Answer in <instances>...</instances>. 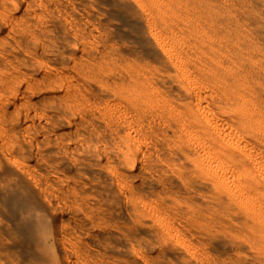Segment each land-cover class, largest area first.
<instances>
[{
  "label": "rangeland",
  "instance_id": "374dc122",
  "mask_svg": "<svg viewBox=\"0 0 264 264\" xmlns=\"http://www.w3.org/2000/svg\"><path fill=\"white\" fill-rule=\"evenodd\" d=\"M0 264H264V0H0Z\"/></svg>",
  "mask_w": 264,
  "mask_h": 264
}]
</instances>
